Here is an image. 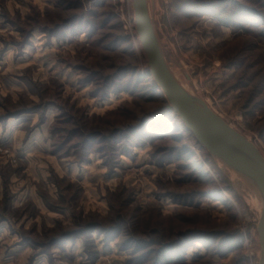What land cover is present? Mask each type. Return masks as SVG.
I'll list each match as a JSON object with an SVG mask.
<instances>
[{
  "label": "rangeland",
  "instance_id": "374dc122",
  "mask_svg": "<svg viewBox=\"0 0 264 264\" xmlns=\"http://www.w3.org/2000/svg\"><path fill=\"white\" fill-rule=\"evenodd\" d=\"M149 4L170 68L264 154V0ZM134 17L0 0V264H259L258 208L148 74Z\"/></svg>",
  "mask_w": 264,
  "mask_h": 264
},
{
  "label": "water",
  "instance_id": "95a60500",
  "mask_svg": "<svg viewBox=\"0 0 264 264\" xmlns=\"http://www.w3.org/2000/svg\"><path fill=\"white\" fill-rule=\"evenodd\" d=\"M136 29L147 54L148 74L166 92L172 109L197 141L214 157L250 181L259 191L263 208L258 224L264 264V154L254 141L235 129L208 103L182 86L165 58L148 0H133Z\"/></svg>",
  "mask_w": 264,
  "mask_h": 264
},
{
  "label": "bare ground",
  "instance_id": "6f19581e",
  "mask_svg": "<svg viewBox=\"0 0 264 264\" xmlns=\"http://www.w3.org/2000/svg\"><path fill=\"white\" fill-rule=\"evenodd\" d=\"M148 5L150 6L149 0H148ZM150 14H151V19L153 21V15H152L151 11H150ZM134 20H135V17H134ZM171 70H172L173 74L175 75V77L182 84V86L184 88H186L192 94H195V92L190 87L187 86V84L179 77V75L176 74V72L172 68H171ZM152 78L154 79L153 76H152ZM162 92L166 96V92L164 91V89H162ZM215 159L217 160V162L219 163V166L223 169V171L228 175V177H230V179L237 186H241V187H243L246 190V193H247L248 198H249L248 200H250V203L252 204V206L254 208L255 207L258 208L257 210H258V215H259V219H260L261 213H262V208H263V200H262L261 195H260L259 191L257 190V188L250 181H248L245 177H243L240 173H238L237 171H235L234 169L229 167L221 159H219L217 157H215ZM260 251H261V248H260ZM260 256H261V252H260Z\"/></svg>",
  "mask_w": 264,
  "mask_h": 264
}]
</instances>
